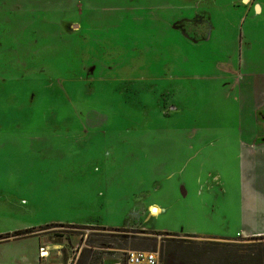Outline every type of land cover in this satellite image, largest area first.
<instances>
[{
	"label": "rangeland",
	"instance_id": "obj_1",
	"mask_svg": "<svg viewBox=\"0 0 264 264\" xmlns=\"http://www.w3.org/2000/svg\"><path fill=\"white\" fill-rule=\"evenodd\" d=\"M196 2L0 0V264H264V236H237L264 184L239 174L222 73L256 35L232 0L185 22Z\"/></svg>",
	"mask_w": 264,
	"mask_h": 264
},
{
	"label": "crops",
	"instance_id": "obj_2",
	"mask_svg": "<svg viewBox=\"0 0 264 264\" xmlns=\"http://www.w3.org/2000/svg\"><path fill=\"white\" fill-rule=\"evenodd\" d=\"M196 3L199 12H197L194 19L185 20V22H195V25L199 24L202 28L207 29L211 26V16L206 11H200L201 4L207 3V0H197ZM230 6L240 14L239 23L242 25V31H244V26L248 24L253 26L252 34L259 35V37L255 36L244 43L247 47L245 52L242 50L239 63L224 64L225 71L223 70L222 73L229 75V78L236 76L234 83H226L231 91H236V95H233L230 91L229 98L224 100L229 105H233L232 115L234 121L230 134L237 135L239 152L237 161L241 179L244 182L247 180L248 184L252 185L253 182H250V180L257 177L264 184V133L257 130H264V28L258 26L260 21L264 22V0H232ZM178 24H175L174 27H180ZM246 36L241 37L242 43ZM253 54H255V59H251ZM254 132H258V134H254ZM244 135L248 136L245 137ZM251 198H253V205L259 201L260 206H264V192L251 195ZM152 206L161 211L158 205ZM254 208L256 209V207ZM255 209L252 211L254 213L253 220L248 222L249 217L247 216V221L237 232L238 237L264 236V217L255 213L258 212ZM31 229H37V227ZM31 237L39 238V256L41 257L42 248L49 247V245L41 236ZM40 263L39 260L38 264ZM10 264H24V262L23 260L21 262L17 260Z\"/></svg>",
	"mask_w": 264,
	"mask_h": 264
},
{
	"label": "trees",
	"instance_id": "obj_3",
	"mask_svg": "<svg viewBox=\"0 0 264 264\" xmlns=\"http://www.w3.org/2000/svg\"><path fill=\"white\" fill-rule=\"evenodd\" d=\"M53 225V224H51ZM60 226H71V227H76L75 225H64V224H59ZM50 225H47L46 227H48ZM98 229L100 230H106L107 228L105 227H97ZM35 229H26V230H21V231H17V232H14L13 234H6L7 236H5V238H8V237H23V236H27L29 234H32L34 232ZM108 230V229H107ZM140 232L143 233V234H147L148 232L149 233H154V234H158V235H165V236H180L179 234L177 233H168V232H154V231H149V230H145V229H142L139 228ZM2 236V235H1ZM186 237H197V235H186ZM223 239H227V238H223ZM164 242L165 243H168V244H171V243H177L178 241H172L171 239H164ZM125 257V256H124ZM161 257V263L162 264H174L173 261L171 260L172 258L171 257ZM122 260L121 257H119L117 259L116 262H112V263H109V264H115V263H118ZM102 264H107L105 262H102Z\"/></svg>",
	"mask_w": 264,
	"mask_h": 264
},
{
	"label": "built area",
	"instance_id": "obj_4",
	"mask_svg": "<svg viewBox=\"0 0 264 264\" xmlns=\"http://www.w3.org/2000/svg\"><path fill=\"white\" fill-rule=\"evenodd\" d=\"M115 264H162L159 253L153 251H130Z\"/></svg>",
	"mask_w": 264,
	"mask_h": 264
},
{
	"label": "bare ground",
	"instance_id": "obj_5",
	"mask_svg": "<svg viewBox=\"0 0 264 264\" xmlns=\"http://www.w3.org/2000/svg\"><path fill=\"white\" fill-rule=\"evenodd\" d=\"M153 210H155V211H153ZM158 211H159V209H158L157 207H155V206L151 208V213H152V214H157ZM42 255H43V256H46V255H47V252L43 251V252H42Z\"/></svg>",
	"mask_w": 264,
	"mask_h": 264
},
{
	"label": "snow or ice",
	"instance_id": "obj_6",
	"mask_svg": "<svg viewBox=\"0 0 264 264\" xmlns=\"http://www.w3.org/2000/svg\"><path fill=\"white\" fill-rule=\"evenodd\" d=\"M153 211H155V210H153Z\"/></svg>",
	"mask_w": 264,
	"mask_h": 264
}]
</instances>
